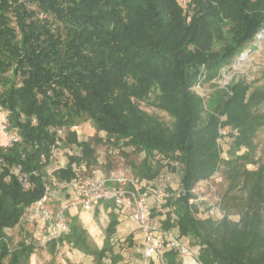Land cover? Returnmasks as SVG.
<instances>
[{"label":"trees","instance_id":"obj_1","mask_svg":"<svg viewBox=\"0 0 264 264\" xmlns=\"http://www.w3.org/2000/svg\"><path fill=\"white\" fill-rule=\"evenodd\" d=\"M263 27L264 0H189L185 7L178 0H0V109L19 138L0 147V264H28L35 239L13 242L7 230L46 183L67 190L60 185L72 177L99 174L96 143L126 158L123 173L147 191L154 222L196 249L190 258L165 243L145 257L141 247L148 260L140 264H264V146L258 153L256 141L264 90L243 74L211 83L207 96L196 90L256 50ZM84 121L95 133L79 139L72 126ZM57 150L66 154L61 166ZM18 165L28 189L14 173ZM164 169L178 174L176 187L156 182ZM218 173L223 215L200 216L190 189ZM103 203L101 246L70 216L68 231L46 242L50 250L66 242L92 264L127 263L112 240L120 207Z\"/></svg>","mask_w":264,"mask_h":264},{"label":"rangeland","instance_id":"obj_2","mask_svg":"<svg viewBox=\"0 0 264 264\" xmlns=\"http://www.w3.org/2000/svg\"><path fill=\"white\" fill-rule=\"evenodd\" d=\"M181 5L186 6L189 0H178ZM256 50L250 52L245 51L244 55L237 57L229 68L225 69L222 74L211 82H207L196 86V90L207 96L212 91V84L216 83L220 86L225 85L232 78L238 74H243L253 86H260L264 90V35L262 38L255 39ZM144 109L148 112L158 115L161 119L169 121V116L166 112L156 109L154 107L142 105ZM260 110L264 112V103L260 107ZM72 129L77 132L78 138H91L95 133L90 121H84L77 125H73ZM100 135L104 134L100 132ZM229 138H224L221 141L222 146L226 148ZM258 143L257 151H261L264 146V127L258 131V136L256 138ZM96 149V156L98 159V164L96 165V173L104 172L106 170H112L113 172H125L127 167L126 158L121 155L117 148L109 150V146L104 143L94 144ZM55 163L54 165H63L66 162V154L61 150H57L55 153ZM106 162V163H105ZM252 167V165H249ZM221 173L214 175L212 178L208 179L204 186L203 198L200 204V216H206L208 213L212 214L214 217L219 218L221 216V209L216 205L217 199L220 197L222 185L220 184ZM157 183L169 182L171 186L176 187L179 183V176L175 172H170L166 169L159 175L156 180ZM66 188L52 187V193L54 199L49 201V207L54 209L57 207L59 200L68 197L66 195ZM59 199V200H58ZM100 203H103L102 201ZM210 208L207 210V208ZM80 218L78 221L86 228L91 241H93L97 246H101L104 238V227L108 222V213L106 210L100 207H94L88 211L79 209ZM67 219H70L72 210L67 212ZM89 217H85L84 215ZM230 218L237 219L238 216L231 214ZM41 224L38 217L33 216L31 212H26L22 217L19 224L15 227L8 229L7 233L12 237L13 242L20 240L21 238H27L26 236H31L35 239L36 248L34 253L30 256L28 264H92V256L82 253L80 250L76 249L72 245L64 242L59 244L54 251H51L46 243H43L38 238L37 227ZM132 233L133 239L131 244L125 237ZM113 242L115 245V250L120 251L123 257L127 260V263L140 264L148 259L142 257L141 254V241L142 233L139 231L134 220L130 216L119 217V224L116 227V232L113 236ZM195 248V247H193ZM155 260L157 257H154ZM125 262H119L118 264H127ZM194 263V262H193Z\"/></svg>","mask_w":264,"mask_h":264},{"label":"built area","instance_id":"obj_3","mask_svg":"<svg viewBox=\"0 0 264 264\" xmlns=\"http://www.w3.org/2000/svg\"><path fill=\"white\" fill-rule=\"evenodd\" d=\"M263 35L264 27L256 34V39L259 40ZM244 53L242 52L240 56ZM18 139V135L7 128L5 113L0 109V147L7 148ZM14 173L23 189H28L31 186L29 175L22 171L20 165L14 168ZM207 181V179L200 180L190 189L198 202L204 200L202 195ZM60 186H66L70 190V196L55 209L50 208L48 204L51 201L52 193L48 183L45 184L42 196L29 207V211L41 221L36 231L38 238L43 243L59 238L68 231L66 210L72 207L89 210L101 201H108L127 212L141 230L143 234V256L149 257L158 253L165 243L176 249L181 255H187L190 258L195 256L196 249L190 245L188 239L178 237L171 230H162L154 222L150 212L151 203L148 201V193L140 190L138 181L134 177L123 172L111 171L108 174L99 173L89 177L75 176ZM160 195L161 188H158L155 197L159 198ZM219 202L220 199L218 198L216 205L220 208Z\"/></svg>","mask_w":264,"mask_h":264},{"label":"crops","instance_id":"obj_4","mask_svg":"<svg viewBox=\"0 0 264 264\" xmlns=\"http://www.w3.org/2000/svg\"><path fill=\"white\" fill-rule=\"evenodd\" d=\"M58 166H61V165H58ZM67 192H68V194H69V196H70V190L69 189H67ZM54 199V197H53V193L51 194V201ZM66 199V198H65ZM65 199H63V201L65 200ZM59 200V199H58ZM62 199H60L59 200V202H58V204H56V205H59V204H61L62 202ZM94 207H100L101 209H104L105 210V206H104V203H99L98 205H95V206H93L92 208H94ZM91 208V209H92ZM55 209V208H54ZM71 210H72V213H71V216H76L77 218H80V215H79V211H78V207H72V208H70ZM70 209L68 210V212L70 211ZM79 209H82V208H80L79 207ZM82 210H84V209H82ZM84 211H88V210H84ZM116 211H117V213H118V219H119V217L120 216H122V217H126L127 215L125 214V212L122 210V209H120V208H116ZM85 217H89L87 214L86 215H84ZM187 260V264H194L193 263V261L191 260V259H186Z\"/></svg>","mask_w":264,"mask_h":264}]
</instances>
